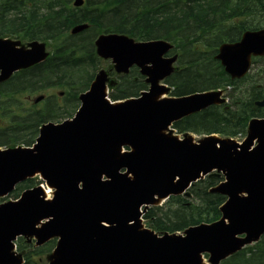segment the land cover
Segmentation results:
<instances>
[{
	"label": "water",
	"instance_id": "1",
	"mask_svg": "<svg viewBox=\"0 0 264 264\" xmlns=\"http://www.w3.org/2000/svg\"><path fill=\"white\" fill-rule=\"evenodd\" d=\"M87 26L78 24L71 32ZM95 47L118 73L139 66L150 88L138 98L112 103L106 98L108 75L101 69L80 94L73 119L43 124L32 148L0 149V196L36 175L54 189L48 200L37 186L0 204V264L22 263L12 251L20 235L35 236L37 244L59 236L49 264H204L202 253L218 264L256 242L264 233V118L249 121L242 142L214 135L197 143L191 136L181 140L165 130L183 116L221 103V91L159 99L167 91L159 82L172 73L176 60L163 57L171 48L165 41L134 42L108 34L100 35ZM46 55L43 43L24 47L0 38V81ZM252 55H264L263 29L221 44L216 58L232 78H241ZM256 105L264 106V99ZM123 146L130 151L122 152ZM213 171L222 172L225 181L212 191L227 198L217 221L162 236L142 227L140 215L148 205L181 194ZM42 219L48 220L37 228Z\"/></svg>",
	"mask_w": 264,
	"mask_h": 264
},
{
	"label": "trees",
	"instance_id": "2",
	"mask_svg": "<svg viewBox=\"0 0 264 264\" xmlns=\"http://www.w3.org/2000/svg\"><path fill=\"white\" fill-rule=\"evenodd\" d=\"M80 23H88V29L71 35L70 28ZM262 27L264 0H85L78 8L72 6V0H0V36L46 40L52 48L43 63L14 74L0 87V146L30 145L43 122L69 113L66 107L59 112L60 107L51 100L39 108L23 100L25 91L64 89L72 101L71 109L76 107L78 93L88 87L100 63L93 40L101 32L170 41L180 65L166 79L174 95L233 87L227 109L212 106L182 118L173 124L177 132L243 135L249 119L264 116V108L254 105L264 97V64L256 73L233 81L213 56L220 43L236 41L246 29ZM145 87L133 69L121 77L110 96H136ZM218 180L204 178L190 188V197H170L162 206L150 207L143 216L145 222L156 231L174 232L216 220L224 197L209 189ZM31 182L17 186L16 194ZM48 249L47 245L28 250L24 264H39L35 255ZM223 264H264V235Z\"/></svg>",
	"mask_w": 264,
	"mask_h": 264
},
{
	"label": "rangeland",
	"instance_id": "3",
	"mask_svg": "<svg viewBox=\"0 0 264 264\" xmlns=\"http://www.w3.org/2000/svg\"><path fill=\"white\" fill-rule=\"evenodd\" d=\"M21 45L22 46H26L27 45V43L26 42H22L21 41ZM48 51L50 52V49L48 48ZM261 64H264V59L263 60H259L258 61V63L257 64H254L253 65V67H252V70H251V73H256L259 69H260V65ZM175 66H176V64H174ZM99 68H103L104 70H107L108 72H109V76H110V78H111V87L109 88V92H112L113 91V87H114V85H116L117 84V82H118V75L117 74H115V72L113 71V68H112V64H111V62L109 61V60H101V62H100V64H99V67H98V69ZM113 86V87H112ZM170 91L167 93V94H165L166 95V97H170L171 95H170V92H171V87H170V89H169ZM58 91H60V89H58V88H54V87H49V88H47V89H45V90H30V91H25V92H28L27 94H24V96H23V100H26V101H28L29 103H32V100H33V98L36 96V95H39L40 94V92H43V93H45V95H47V96H49L50 98H49V100H51L52 102H54L57 106H59L60 107V109H61V111H59V112H63L64 110V108L66 107V108H68V111H69V113H62L60 116H58V117H51V120L50 121H52V122H60V121H62V120H64V119H68V118H70L72 115H73V109H71L72 108V105L71 104H69V102H72V101H69L68 100V96L64 93V94H62V95H60L59 93H58ZM48 100V101H49ZM68 100V101H67ZM47 101V102H48ZM78 103V102H77ZM43 101L42 102H40L39 104H38V106L40 107H42L43 105ZM59 109V110H60ZM174 134H176L175 132H174ZM177 136L179 137V138H182V136H183V134H177ZM192 137H193V140L195 141V142H197V141H199L203 136L202 135H196V134H192ZM245 136H242V137H239V138H235L236 139V141H242L243 140V138H244ZM34 181H33V183H36V181H37V178H35V179H33ZM14 199V195H12V194H9V195H7V196H5L4 198H3V201H8V200H13ZM26 239V238H25ZM22 239L21 241H22V244H21V249L24 251L25 249H26V247H27V243L29 242V243H32L33 242V240L32 239ZM24 240V241H23ZM47 257V256H46ZM206 262V261H205ZM47 263V260L46 259H44V262L42 263V264H46ZM206 264H209L208 262H206Z\"/></svg>",
	"mask_w": 264,
	"mask_h": 264
},
{
	"label": "bare ground",
	"instance_id": "4",
	"mask_svg": "<svg viewBox=\"0 0 264 264\" xmlns=\"http://www.w3.org/2000/svg\"><path fill=\"white\" fill-rule=\"evenodd\" d=\"M253 9V8H252ZM258 16H260V15H258ZM262 16V15H261ZM260 18V17H259ZM43 189H44V196L46 197V198H48V197H50V191H49V189H47L46 187H43ZM160 202H162V199H160V200H158L157 201V204H159Z\"/></svg>",
	"mask_w": 264,
	"mask_h": 264
}]
</instances>
